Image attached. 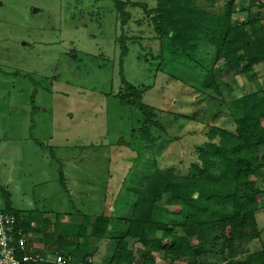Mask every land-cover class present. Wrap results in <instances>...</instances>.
<instances>
[{
    "label": "rangeland",
    "instance_id": "obj_1",
    "mask_svg": "<svg viewBox=\"0 0 264 264\" xmlns=\"http://www.w3.org/2000/svg\"><path fill=\"white\" fill-rule=\"evenodd\" d=\"M130 1L155 6L154 0ZM215 1L218 7L227 0ZM126 11L131 18L122 26L112 0H0V210L33 219L38 230L29 235L40 252L57 251L55 237H45L55 222H70L77 213L94 218L107 206L112 211L134 167L139 144L129 133L133 116L115 97L123 90L121 67L166 127L158 141L162 169L188 164L207 126L232 130L225 103L264 87L263 64L255 77L235 79L226 70L217 75L227 84L222 101L200 93L204 78L195 77V64L173 55L142 9ZM120 37L127 49L122 64ZM205 56L211 64V52ZM258 220L260 238L245 242L236 261L264 249V211ZM77 242L72 264H109V240L90 245L96 251L86 263ZM128 248L137 255L141 246L128 240ZM154 264L165 262L156 256Z\"/></svg>",
    "mask_w": 264,
    "mask_h": 264
},
{
    "label": "trees",
    "instance_id": "obj_2",
    "mask_svg": "<svg viewBox=\"0 0 264 264\" xmlns=\"http://www.w3.org/2000/svg\"><path fill=\"white\" fill-rule=\"evenodd\" d=\"M154 1L151 7L130 0L112 3L122 26L131 18L129 6L144 11L173 55L195 64V77L204 78L197 88L200 93L209 91L210 98L222 101L227 84L217 75L226 70L235 79L255 77V69L264 64V0H227L218 7L215 0ZM120 41L122 64L125 37ZM219 64L223 69L215 68ZM120 77L123 90L115 97L133 116L129 133L139 144L134 167L123 177L112 211L107 206L94 218L77 213L70 222H55L54 232L45 237H55L57 251L41 253L61 255L72 264V247L78 241L76 249L85 250L86 263L96 251L87 239L95 238L109 240V264H136L138 259L154 264L156 256L165 264H264V249L247 254L243 261L234 259L245 242L259 239L263 231L257 216L264 211V177L258 176L264 171V87L225 103L232 130L207 126L188 164L182 162L180 170L162 169L158 141L166 127L143 102L145 90L126 81L122 67ZM4 211L16 217L17 228L26 234L38 230L28 214ZM128 240L141 246L137 255L128 248ZM210 256L216 262H209Z\"/></svg>",
    "mask_w": 264,
    "mask_h": 264
},
{
    "label": "built area",
    "instance_id": "obj_3",
    "mask_svg": "<svg viewBox=\"0 0 264 264\" xmlns=\"http://www.w3.org/2000/svg\"><path fill=\"white\" fill-rule=\"evenodd\" d=\"M0 264H68L61 255L44 256L29 243V236L17 228L16 217L0 210Z\"/></svg>",
    "mask_w": 264,
    "mask_h": 264
},
{
    "label": "crops",
    "instance_id": "obj_4",
    "mask_svg": "<svg viewBox=\"0 0 264 264\" xmlns=\"http://www.w3.org/2000/svg\"><path fill=\"white\" fill-rule=\"evenodd\" d=\"M259 217V214H258V216H257V218ZM259 221V220H258ZM259 227H260V225H259ZM260 229H262L261 227H260ZM28 234V236H29V243H30V245H32L31 243H32V239H31V237L32 236H30L29 234L30 233H27ZM31 241V242H30ZM33 246V245H32ZM34 247V246H33ZM35 248V247H34ZM36 250H37V248H35ZM43 252V251H42Z\"/></svg>",
    "mask_w": 264,
    "mask_h": 264
},
{
    "label": "water",
    "instance_id": "obj_5",
    "mask_svg": "<svg viewBox=\"0 0 264 264\" xmlns=\"http://www.w3.org/2000/svg\"><path fill=\"white\" fill-rule=\"evenodd\" d=\"M97 241L95 238H89V244L93 246V244Z\"/></svg>",
    "mask_w": 264,
    "mask_h": 264
}]
</instances>
